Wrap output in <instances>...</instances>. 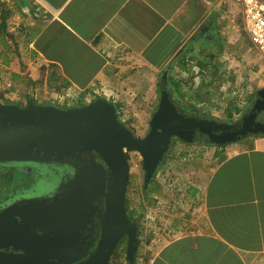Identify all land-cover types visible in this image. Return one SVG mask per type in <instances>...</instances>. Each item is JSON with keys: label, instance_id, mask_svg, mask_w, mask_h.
I'll list each match as a JSON object with an SVG mask.
<instances>
[{"label": "crops", "instance_id": "obj_1", "mask_svg": "<svg viewBox=\"0 0 264 264\" xmlns=\"http://www.w3.org/2000/svg\"><path fill=\"white\" fill-rule=\"evenodd\" d=\"M242 23L234 0H0V103L42 101L43 87L66 102L151 94L165 73L173 103L189 108L204 97L209 107L211 77L224 96L252 94L264 59ZM174 139L151 209L140 205L134 264H264V133L191 148Z\"/></svg>", "mask_w": 264, "mask_h": 264}, {"label": "water", "instance_id": "obj_2", "mask_svg": "<svg viewBox=\"0 0 264 264\" xmlns=\"http://www.w3.org/2000/svg\"><path fill=\"white\" fill-rule=\"evenodd\" d=\"M160 92V102L151 117L149 131L140 139L117 120L115 107L100 98L85 107L71 110L40 106L32 101H28L23 108L0 103V163L49 162L52 157L47 156L49 151H65L64 154L88 151L95 152L108 170L104 211L98 218L99 240L86 259L87 247L84 239L82 242L77 240L78 233L55 231L44 239H33L13 215L6 214L0 217V264H109L122 238H126V262L134 264L138 227L125 215L128 164L124 151L137 152L141 156L144 182L149 184L172 138L189 143L191 141L187 138L198 132L210 144L220 146L242 137L264 133V125L254 122L256 114L264 110V105H254L253 114L240 124L217 125L208 120L180 115L163 87ZM257 96L264 98V89ZM14 125L48 129L55 132L57 138L44 150L30 149L25 144L36 143L38 137L5 131ZM40 204L33 202L29 206L34 222L45 227L40 229L42 232L49 226L56 206L43 205L45 212H38L36 208Z\"/></svg>", "mask_w": 264, "mask_h": 264}, {"label": "rangeland", "instance_id": "obj_3", "mask_svg": "<svg viewBox=\"0 0 264 264\" xmlns=\"http://www.w3.org/2000/svg\"><path fill=\"white\" fill-rule=\"evenodd\" d=\"M241 11V10H240ZM242 15V14H241ZM243 25V23H242ZM244 30V28H243ZM245 32V31H244ZM258 53V52H257ZM258 56L259 53H258ZM245 63L243 64V66ZM167 73H165L161 78L153 80L152 84V93L151 94H141V95H123L121 93L116 94L117 96L114 99L106 100L102 95H92V94H80L73 96V100H69L68 102L62 100V94L58 92L56 88H46L43 87L41 89L44 90V96L42 101H34L32 99V95L22 93L18 99H14V101L1 102L4 105H13L20 108L26 106L28 101L34 102L36 105L40 106H53L58 109L69 110L71 108H80L87 106L93 100L100 98L115 107L116 110V118L117 120L128 129L132 135L136 138H143L147 135L149 131V123L153 113L157 110L158 104L160 102L161 92L160 89L163 87L166 91V86L168 84ZM205 77V76H204ZM209 77H205L198 81L199 84H205V81L208 80ZM210 79V78H209ZM215 81L212 84L209 95V107L205 108L206 98L204 97V105L196 108H189L184 104L178 103L180 108L183 110L180 115L186 118H196L202 120H208L214 122L217 125H233L240 124L248 114L251 113L252 107L255 99L258 98L257 93L258 90H263L264 85L260 87V89L256 91H252V94H248L244 90L243 87H237L235 89L230 90L229 92L233 95L224 96L223 93H219L221 89L220 81H216L214 79H210V82ZM171 82V81H170ZM204 83V84H203ZM151 85V84H150ZM206 85V84H205ZM40 87V86H38ZM42 87V86H41ZM199 87V86H198ZM208 86L206 85V88ZM201 88V87H200ZM206 90V89H202ZM167 92V91H166ZM195 93L194 90L190 91V94ZM220 94V95H219ZM72 96V95H71ZM170 96V95H169ZM171 97V96H170ZM67 98L65 97V100ZM40 100V99H37ZM151 101L153 105H151V110L145 106L146 102ZM201 109L203 111H201ZM144 117L143 124L139 126H134L132 123L134 121H139L140 117ZM264 121V113L261 115ZM22 128V129H17ZM2 129V128H1ZM4 131V130H3ZM9 134H21L25 136L35 135L37 138L36 143H31L29 146L25 144L27 147H31L30 149L34 150H44L47 145L53 143V141L57 138L55 132L48 129L41 128H26L22 125H14L10 128L5 129ZM201 135V134H200ZM198 134V138L189 143H182L180 140H173L179 144H187L188 146L196 147L197 144L200 143H208L206 137L202 138ZM172 141V142H173ZM175 144V143H174ZM81 153H85L82 151ZM78 154V153H77ZM128 178H127V186L124 198V209L125 215L130 216L136 220H139V216L144 212V209L141 210L140 205L144 203L147 208L151 209L150 202V185L144 182V170L142 167V158L137 152L128 151ZM23 163V162H21ZM46 163V162H45ZM40 171L49 172L50 169H53V166L50 165H42ZM48 168V169H47ZM56 169V168H55ZM53 169V170H55ZM51 171V170H50ZM17 176L8 168H0V201L3 200L6 195L9 193L16 182ZM15 179V180H14ZM55 180V181H54ZM53 183L51 187H56V177H53ZM93 187V195L99 194L103 191L104 185H101L97 181L89 180ZM47 186V185H46ZM48 188V187H45ZM44 190V189H42ZM56 206V210L54 215H52L49 226L39 234H33L31 237L33 239H44L50 235H52L53 231L57 230H71L72 228L76 230L82 231L83 229L89 233V237L93 238L100 232V226H94V212L96 208L91 207L90 210L83 207L82 198L80 195H75L73 197L66 198L59 206ZM40 207V206H39ZM38 209V208H37ZM98 220V218H96ZM135 224V223H134ZM111 255V259L109 260V264H127L126 262V238H122ZM93 252L92 245H89L87 252L85 254L86 259Z\"/></svg>", "mask_w": 264, "mask_h": 264}, {"label": "flooded vegetation", "instance_id": "obj_4", "mask_svg": "<svg viewBox=\"0 0 264 264\" xmlns=\"http://www.w3.org/2000/svg\"><path fill=\"white\" fill-rule=\"evenodd\" d=\"M174 105L178 113L183 112L179 105ZM254 105L262 107L264 105V98L258 96V98L255 99L252 111L246 116V118L253 114ZM71 109L75 108L73 107ZM263 113L264 110H261L256 114L254 119L255 123H263V117H261ZM198 134L200 135V133L195 132L190 138H187V140L194 141L199 137ZM200 136H202V138L205 137L203 135ZM64 152L65 151L62 153L49 151L47 156L52 155V157L50 158V161L46 163H0V168H8L17 176L13 188L9 190L6 197L0 201V217L6 214H11L28 230L30 236L33 234H39L41 233L40 229H44L45 227L39 222H34L32 208L29 206L31 203H42L39 205L40 207H38L39 210L36 209L38 212H43V205H47V207L50 205H57L60 202L62 203L68 197L80 195L84 208L89 210L91 207L96 208L94 218L92 219L94 220L95 228L100 224L99 220L96 218H99L104 211V194L106 193L107 186L106 173L108 172L107 167L95 152L85 151V153H81L74 151L70 154H64ZM124 154L128 164V151L125 150ZM42 165H50L53 166V169H56H50L51 171L49 170L48 173L46 171L43 173V171H40V169L43 170L41 168ZM53 177H56L57 182L55 188L51 187L52 183L55 181H53ZM89 180L97 181L101 185H104L103 191L99 194L95 193V195H93V187ZM57 232L78 233L79 239L77 240L82 242V239H84L83 242L87 249L89 245H92L93 251L96 248L100 235V232L95 237L92 235L93 238L91 239L89 233L84 229L80 231L74 228L70 231L59 229Z\"/></svg>", "mask_w": 264, "mask_h": 264}, {"label": "built area", "instance_id": "obj_5", "mask_svg": "<svg viewBox=\"0 0 264 264\" xmlns=\"http://www.w3.org/2000/svg\"><path fill=\"white\" fill-rule=\"evenodd\" d=\"M242 14L245 33L264 59V0H234Z\"/></svg>", "mask_w": 264, "mask_h": 264}, {"label": "trees", "instance_id": "obj_6", "mask_svg": "<svg viewBox=\"0 0 264 264\" xmlns=\"http://www.w3.org/2000/svg\"><path fill=\"white\" fill-rule=\"evenodd\" d=\"M54 82H57V81L54 80ZM62 86H63L64 88H67V87H68V85L65 84V83H64ZM127 219H128L131 223H135L136 225L138 224V220L134 219V218L132 217V215L127 216Z\"/></svg>", "mask_w": 264, "mask_h": 264}]
</instances>
